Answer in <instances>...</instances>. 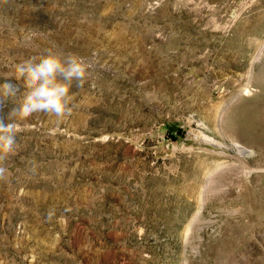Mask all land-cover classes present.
I'll use <instances>...</instances> for the list:
<instances>
[{
	"label": "rangeland",
	"instance_id": "1",
	"mask_svg": "<svg viewBox=\"0 0 264 264\" xmlns=\"http://www.w3.org/2000/svg\"><path fill=\"white\" fill-rule=\"evenodd\" d=\"M49 50L92 67L17 121L0 264H264V0H0V84Z\"/></svg>",
	"mask_w": 264,
	"mask_h": 264
},
{
	"label": "clouds",
	"instance_id": "2",
	"mask_svg": "<svg viewBox=\"0 0 264 264\" xmlns=\"http://www.w3.org/2000/svg\"><path fill=\"white\" fill-rule=\"evenodd\" d=\"M91 67L76 54L50 50L38 62L30 58L14 65V77L5 78V82L0 84V112L7 103L14 105L7 116V123L0 115V181L10 175L6 161L19 146L17 133L20 125L17 121H25L34 113L41 112L57 117L70 115L76 96L70 92L73 82L81 88L90 75ZM12 79L19 83H12Z\"/></svg>",
	"mask_w": 264,
	"mask_h": 264
},
{
	"label": "bare ground",
	"instance_id": "3",
	"mask_svg": "<svg viewBox=\"0 0 264 264\" xmlns=\"http://www.w3.org/2000/svg\"><path fill=\"white\" fill-rule=\"evenodd\" d=\"M214 143H215V142H214ZM236 144H237V143H236ZM238 144H239V143H238ZM238 144H237V145H238ZM240 146H242V145H240ZM243 147H244V146H243ZM247 150H248V149H247ZM238 151H239V150H238ZM240 152H243V150H242V151H240ZM249 152H250V151H249ZM245 153H246V152H245Z\"/></svg>",
	"mask_w": 264,
	"mask_h": 264
}]
</instances>
